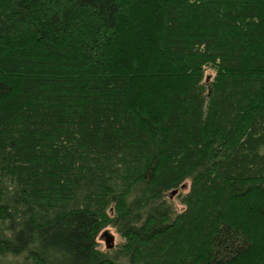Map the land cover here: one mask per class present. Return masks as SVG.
Masks as SVG:
<instances>
[{
	"label": "trees",
	"instance_id": "16d2710c",
	"mask_svg": "<svg viewBox=\"0 0 264 264\" xmlns=\"http://www.w3.org/2000/svg\"><path fill=\"white\" fill-rule=\"evenodd\" d=\"M0 264H264V0H0Z\"/></svg>",
	"mask_w": 264,
	"mask_h": 264
},
{
	"label": "rangeland",
	"instance_id": "374dc122",
	"mask_svg": "<svg viewBox=\"0 0 264 264\" xmlns=\"http://www.w3.org/2000/svg\"><path fill=\"white\" fill-rule=\"evenodd\" d=\"M188 185H189V183H186V188L184 189V192L187 191ZM172 202L178 211H180L182 209V206L179 203L176 196L172 197ZM108 236H110L113 240L114 248L111 251H114L117 248V246L123 242V240L120 237V235L116 232V230H114L113 228H107L100 233V235L98 237L99 248L102 251L108 250L106 248V240H107Z\"/></svg>",
	"mask_w": 264,
	"mask_h": 264
},
{
	"label": "water",
	"instance_id": "95a60500",
	"mask_svg": "<svg viewBox=\"0 0 264 264\" xmlns=\"http://www.w3.org/2000/svg\"><path fill=\"white\" fill-rule=\"evenodd\" d=\"M176 192H173L172 195H175ZM106 248L108 250H112L114 248L113 240L110 236L107 237L106 240Z\"/></svg>",
	"mask_w": 264,
	"mask_h": 264
}]
</instances>
